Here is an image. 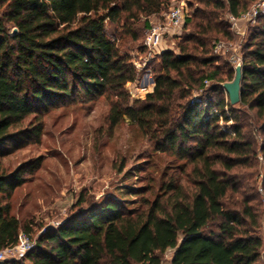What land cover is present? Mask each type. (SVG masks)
<instances>
[{
  "label": "trees",
  "instance_id": "16d2710c",
  "mask_svg": "<svg viewBox=\"0 0 264 264\" xmlns=\"http://www.w3.org/2000/svg\"><path fill=\"white\" fill-rule=\"evenodd\" d=\"M174 1L0 0V250L15 245L21 231L33 235L14 212V196L40 167L24 162L11 170L5 159L41 141L42 115L57 105L105 96L111 127L130 122L156 151L175 154L184 172L190 167L185 182H164L155 197L147 196L151 187L122 184L118 194L39 233L22 258L0 264H163L168 249L169 264H264L263 211L243 197L245 177L233 174L242 166L258 170L259 153L264 166V140L259 145L249 133L248 113L263 120L257 130L264 137V14L242 46L239 106L223 87L235 67L215 52L218 41L234 39L229 16L261 0L190 1L197 6L179 51L159 54L153 91L133 99L126 85L137 69L119 41L128 34L138 40L134 27L142 23L146 33L150 17L163 21ZM109 22L123 31L110 33ZM234 195L240 199L229 201ZM86 200L82 195L79 205Z\"/></svg>",
  "mask_w": 264,
  "mask_h": 264
},
{
  "label": "rangeland",
  "instance_id": "374dc122",
  "mask_svg": "<svg viewBox=\"0 0 264 264\" xmlns=\"http://www.w3.org/2000/svg\"><path fill=\"white\" fill-rule=\"evenodd\" d=\"M192 0H186L187 4ZM197 3L189 10L194 11ZM163 19V14L162 16ZM151 22H162L157 16L150 17ZM257 21H242L228 42V49L242 55V46L248 29ZM142 23L134 28L140 34L138 40L130 34L119 41L121 48L132 57L137 69V79L129 82L126 89L133 99L145 98L155 86V68L159 65V54L164 50L179 51L178 43L189 31L191 25L178 31L174 36L164 38L161 45L149 55L143 50L145 31ZM110 33L122 32L120 24L107 23ZM222 55V60H229ZM204 92L196 93L201 98ZM196 97V98H197ZM236 106H239L238 104ZM109 100L103 96L94 101H69L57 105L42 115L44 131L39 143L30 144L5 159V165L14 169L24 162H39L40 167L33 173H27V183L14 196V212L23 222L33 227L32 239L44 228H52L65 222L71 215L87 208L90 204L103 200L111 194H118L122 184L134 187L153 188L147 193L155 197L164 182L172 180L186 181L182 161L175 154L154 149V143L139 128L128 121L111 127L108 122ZM254 126L249 133H254L259 145L263 143L262 132L257 130L263 120L258 119L254 111H248ZM222 126H226L221 122ZM249 127L246 129L248 130ZM259 167L242 166L234 171V176L245 177L249 186L243 188V197L263 211L261 233L264 241V166L259 153ZM124 165L123 171H120ZM130 171V172H129ZM252 171H257L253 179H248ZM152 189V190H153ZM84 195L87 200L79 205L78 200ZM129 197V196H128ZM133 203L141 197L134 196ZM240 199V195L229 197V201ZM242 198V196H241ZM139 204V203H138ZM264 249V246H263ZM173 249L165 253L163 264H169ZM23 264H32L29 260Z\"/></svg>",
  "mask_w": 264,
  "mask_h": 264
},
{
  "label": "built area",
  "instance_id": "2783aa9c",
  "mask_svg": "<svg viewBox=\"0 0 264 264\" xmlns=\"http://www.w3.org/2000/svg\"><path fill=\"white\" fill-rule=\"evenodd\" d=\"M191 13L186 0L174 1L169 11L165 13L162 22H151V26L147 30L144 39V45L147 47L149 55L161 45L165 37L174 36L178 31L182 30L186 18L190 17ZM261 14H264V0L254 3L247 12L239 17L230 15L229 22L232 30L239 35L237 27L240 22L254 21ZM227 45L229 44L226 41H218L215 44V52L228 56L229 61L236 69L237 66L242 65V56L238 52L236 53L228 49ZM47 229L44 228L42 232ZM34 245L35 240L25 231H21L18 242L15 245L0 250V260L22 258L28 251L34 248Z\"/></svg>",
  "mask_w": 264,
  "mask_h": 264
},
{
  "label": "water",
  "instance_id": "95a60500",
  "mask_svg": "<svg viewBox=\"0 0 264 264\" xmlns=\"http://www.w3.org/2000/svg\"><path fill=\"white\" fill-rule=\"evenodd\" d=\"M17 29H14V33ZM241 80H242V66L239 65L235 69V77L232 81L225 82L223 84L224 89L229 95L231 104H237L241 100Z\"/></svg>",
  "mask_w": 264,
  "mask_h": 264
}]
</instances>
